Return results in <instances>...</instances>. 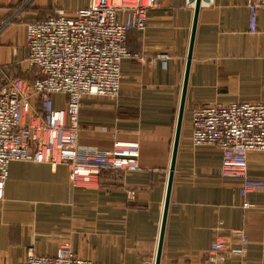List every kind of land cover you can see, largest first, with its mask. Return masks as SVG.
<instances>
[{
	"label": "crops",
	"instance_id": "0c3cea01",
	"mask_svg": "<svg viewBox=\"0 0 264 264\" xmlns=\"http://www.w3.org/2000/svg\"><path fill=\"white\" fill-rule=\"evenodd\" d=\"M89 0H0V84L32 82L22 60L26 23L72 14ZM190 0H155L143 30L132 29L121 61L116 98L85 95L79 145L105 149L115 140L139 143V169L105 170L90 185L72 186L65 165L13 161L0 201V264L29 254L54 256L69 241L77 256L96 264H154L168 187L178 108L194 19ZM249 0H201L187 78L184 111L164 224L160 264H207L217 237L248 240L244 264H264V192L250 191L242 207L237 180L221 176L222 152L194 145L192 110L202 104L264 101V11L249 30ZM131 11H121L127 21ZM168 53L166 68L158 60ZM64 107L66 95H52ZM250 176L264 180V152L247 156ZM230 259L228 264H237Z\"/></svg>",
	"mask_w": 264,
	"mask_h": 264
},
{
	"label": "built area",
	"instance_id": "2783aa9c",
	"mask_svg": "<svg viewBox=\"0 0 264 264\" xmlns=\"http://www.w3.org/2000/svg\"><path fill=\"white\" fill-rule=\"evenodd\" d=\"M155 0H89L70 14L26 23L22 60L36 77H17L0 84V201L4 199L9 164L13 161L65 165L72 186L90 185L105 170L139 169V143L115 140L110 148L79 145V114L85 95L116 98L121 84V61L137 57L126 47L132 29L143 30L146 10ZM189 5H194L190 0ZM249 30H257V15L264 0H249ZM130 18L118 20L121 11ZM169 54L159 53L166 68ZM66 95V105H54L52 95ZM190 139L194 145L215 144L222 152L221 176L240 183L242 207L252 208L250 191L264 192V180L249 175L247 156L264 152V101L211 102L192 110ZM264 226V209H263ZM238 245L217 237L206 252L207 264H228L242 258L248 240L243 229H233ZM6 264V263H3ZM21 264H96L76 255L69 241L54 256L29 253Z\"/></svg>",
	"mask_w": 264,
	"mask_h": 264
},
{
	"label": "water",
	"instance_id": "95a60500",
	"mask_svg": "<svg viewBox=\"0 0 264 264\" xmlns=\"http://www.w3.org/2000/svg\"><path fill=\"white\" fill-rule=\"evenodd\" d=\"M200 1L201 0H195L194 19H193L192 32H191V37H190V44H189V49H188V56H187V63H186L184 81H183V88H182L180 104H179V108H178V115H177L176 129H175V137H174V142H173L172 158H171V164H170L168 187H167V193H166V199H165V206H164V212H163V218H162L161 231H160L158 247H157V252H156V258H155V263L154 264H160L161 249H162V242H163V233H164V224H165L167 206H168V201H169V196H170V188H171V181H172L173 170H174V162H175L176 151H177V147H178L180 130H181V123H182V117H183V111H184V102H185V96H186L188 71H189V66H190V58H191V54H192L194 32H195V26H196V20H197V14H198L199 6H200Z\"/></svg>",
	"mask_w": 264,
	"mask_h": 264
},
{
	"label": "bare ground",
	"instance_id": "6f19581e",
	"mask_svg": "<svg viewBox=\"0 0 264 264\" xmlns=\"http://www.w3.org/2000/svg\"><path fill=\"white\" fill-rule=\"evenodd\" d=\"M127 1H133V0H127Z\"/></svg>",
	"mask_w": 264,
	"mask_h": 264
},
{
	"label": "rangeland",
	"instance_id": "374dc122",
	"mask_svg": "<svg viewBox=\"0 0 264 264\" xmlns=\"http://www.w3.org/2000/svg\"><path fill=\"white\" fill-rule=\"evenodd\" d=\"M127 1V0H126Z\"/></svg>",
	"mask_w": 264,
	"mask_h": 264
}]
</instances>
